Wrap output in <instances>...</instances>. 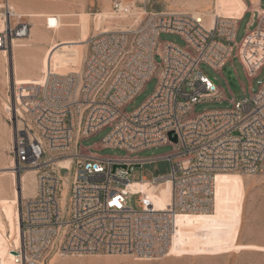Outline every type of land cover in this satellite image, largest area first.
Here are the masks:
<instances>
[{"label":"built area","instance_id":"obj_1","mask_svg":"<svg viewBox=\"0 0 264 264\" xmlns=\"http://www.w3.org/2000/svg\"><path fill=\"white\" fill-rule=\"evenodd\" d=\"M141 12L146 14L138 20ZM112 13L131 20L93 34L79 72L50 70L42 83L15 87L20 125L12 151L19 173L35 170L36 189L21 195L14 264H45L53 253L165 255L178 215L212 207L218 173H264V83L257 92L244 87L243 97L229 98L201 68L221 74L237 58L248 78L256 77L264 65V10H250L240 42L237 19L217 16L209 27L202 13L147 12L129 0H113ZM163 33L179 36L183 44L162 40ZM4 42L0 36V46ZM153 77L155 91L126 112ZM224 100L232 106L195 111L197 104ZM105 128L110 131L96 149L117 148L123 155L81 147V140ZM164 145L172 151L140 155ZM66 160L69 166L62 164ZM158 160H169L171 172L137 182H170L164 207L132 190L136 181L129 177L137 165ZM131 195L138 196V209L129 204Z\"/></svg>","mask_w":264,"mask_h":264},{"label":"rangeland","instance_id":"obj_2","mask_svg":"<svg viewBox=\"0 0 264 264\" xmlns=\"http://www.w3.org/2000/svg\"><path fill=\"white\" fill-rule=\"evenodd\" d=\"M112 1L0 0V19L5 20V29H0V36L4 37L5 42L0 46V49L8 51L7 57L0 53V166L9 164L10 160L14 159L12 151L14 131L20 125L16 117L15 107L16 71L19 76H41L43 73L40 70V64L34 66L32 63L33 57L40 59L44 52L52 46V43L61 41L64 38L80 39L77 25L80 15L83 13L89 14L92 22L89 38L100 30L110 28L108 23L103 21L100 28L96 29V23L100 21L101 14L106 11L112 12ZM129 1L135 3V6L141 8L142 11L147 12L165 10L174 12L206 11L213 14L219 12L223 15L239 17L237 12L226 10L221 1L218 7V0ZM243 1L248 13L239 22L236 35L238 42L247 33V26L251 19L249 10L255 8L254 5H247L245 0ZM262 6H264V0H262ZM12 10L21 13L22 16H11L10 11ZM48 15H52V18L47 21ZM54 15H60L63 21L60 32L48 28L49 22L53 24L57 22ZM117 19L119 18H113V22ZM126 19L131 20L130 18ZM23 26H26V29L23 35L20 36L18 32ZM161 39L183 44L181 38L173 34L163 33ZM14 43L17 45L14 46ZM89 50L88 44L84 48V61ZM15 63L18 65L17 70ZM201 68L217 78L218 85L225 89L229 98L234 96L236 99H240L243 97L245 94L244 87L249 91L251 86V90L257 92L264 83V65L259 74L250 79L237 58L228 61L223 66L221 74L214 72L205 65H202ZM157 82L156 77L151 78L146 83L144 90L125 107L126 112H132L139 107L155 91ZM231 106L232 103L228 100L204 102L197 104L195 111L200 113L205 110ZM7 107H10V113L7 111ZM109 131L110 128H105L94 136L81 140V147L92 148V152L104 156L123 155L125 152L117 148L96 149ZM171 151V145H164L146 149L140 155L148 157L166 154ZM83 152L88 151L83 149ZM28 170L29 168L22 170L21 174L27 173ZM170 172L171 162L169 160H158L143 167L134 168L129 177L131 181H140L142 177L152 179L168 175ZM219 177L222 178L223 184H216L214 210L210 214L187 216L193 220L194 232L180 236L179 243L184 247L182 256L170 255L157 260H140L136 258L137 255L128 253L82 255L53 253L45 264H264V173L247 174L234 171L220 173L217 175V178ZM27 180L29 183L25 195L22 193L24 196L35 193V173L28 175ZM13 185L10 175L0 177V212L6 223L7 234L11 238L13 237V231L3 212L2 205L5 201L13 199ZM137 199L138 196L134 195H131L129 199V204L136 209L139 208Z\"/></svg>","mask_w":264,"mask_h":264},{"label":"bare ground","instance_id":"obj_3","mask_svg":"<svg viewBox=\"0 0 264 264\" xmlns=\"http://www.w3.org/2000/svg\"><path fill=\"white\" fill-rule=\"evenodd\" d=\"M223 3V6L226 10L235 11L239 14V17L235 15H223L218 13H211L206 11H201L199 13L207 16V24L208 26H212L214 24V19L217 16L232 18L240 20L246 12L245 3L243 0H218L217 6L219 7V2ZM257 4V0H254ZM264 10V9H263ZM11 16L15 15L21 17L22 14L19 12L10 11ZM142 14H146V12H141V15L137 16L138 20L142 18ZM81 16V17H80ZM80 20L77 25L80 32V39L73 38H64L61 41H57L52 43V46L48 48L40 59L33 57L32 63L34 66L40 64V70L43 73L41 76H19L16 71V85L17 88H28L33 84L42 83L45 79V73L52 70L56 74H66L70 72H79L81 67L83 66L84 61V48L88 45L90 29H91V18L89 14L83 13L80 15ZM52 18V15L47 16V21ZM113 13L111 11H106L101 14L100 21L96 23V29L100 28V25L103 21L108 23L110 28L106 30H111L114 28H122L130 21L125 19H117L113 22ZM53 20H55L53 18ZM56 24L48 23V28L53 29L56 32H60L62 28L63 21L61 20V16H56ZM115 25V26H114ZM113 27V28H111ZM0 29H5V20L2 21L0 19ZM98 31V30H96ZM101 31V30H100ZM21 32V30L19 31ZM23 35V33H22ZM17 45L14 43V46ZM25 45V43H24ZM0 53L3 56H8V51L6 49H0ZM16 70L18 68L17 63H15ZM7 111L10 113V107H7ZM15 160L11 159L9 164L4 166H0V177L2 176H11L13 180V190H12V200H7L3 203V212L5 213L9 225L13 231V237H9L6 230V223L2 213L0 212V264H14L12 261V256L14 255L13 250L16 245L19 244L20 240V231H21V209H20V199L22 193L27 190L28 186V175H32L35 173L34 169H29L27 173L21 174L18 172L17 164H15ZM62 164L69 166L70 160L63 161ZM226 173V172H221ZM220 174V173H218ZM217 174V175H218ZM217 178V176H216ZM217 181V183H216ZM215 181V195L214 202L212 207L207 211L201 212H186L180 213L177 217L176 224L177 230L173 236L172 242L167 249V253L162 256L149 257V256H138L136 258L140 260H157L160 258H164L170 255L175 257L182 256V251H184L183 245L179 243V238L181 235L189 234L194 232V223L192 218L187 217L189 215H201V214H210L215 208L216 202V184H223L222 178H217ZM132 190L138 189L144 192L145 196H148L150 200L154 201L158 206L164 207L169 201V193L171 189L170 182L160 184L159 186L151 187L148 183H140L135 182L131 185ZM3 190V189H2ZM4 192V190H3ZM180 225L182 228L180 229Z\"/></svg>","mask_w":264,"mask_h":264},{"label":"crops","instance_id":"obj_4","mask_svg":"<svg viewBox=\"0 0 264 264\" xmlns=\"http://www.w3.org/2000/svg\"><path fill=\"white\" fill-rule=\"evenodd\" d=\"M245 2H246L247 5H248V4H251L252 6L254 5L255 8H256V7H259V8H261V9H263V7H264V6H262V0H257V4H256V2H254V0H245ZM250 10H251V9H250ZM250 10H249V11H250ZM247 13H248V11L245 13V15L243 16V18L240 19V21H242V20L244 19V17L246 16Z\"/></svg>","mask_w":264,"mask_h":264},{"label":"water","instance_id":"obj_5","mask_svg":"<svg viewBox=\"0 0 264 264\" xmlns=\"http://www.w3.org/2000/svg\"><path fill=\"white\" fill-rule=\"evenodd\" d=\"M175 140H176V138H175ZM139 165H137V167H138ZM123 167H126V166H123ZM140 167V166H139Z\"/></svg>","mask_w":264,"mask_h":264}]
</instances>
